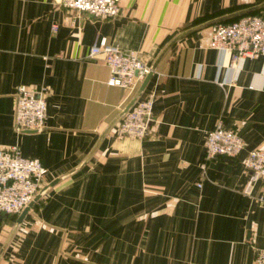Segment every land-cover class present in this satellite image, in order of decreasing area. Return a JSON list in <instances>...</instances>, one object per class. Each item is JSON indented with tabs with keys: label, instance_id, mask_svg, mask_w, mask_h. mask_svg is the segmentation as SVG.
<instances>
[{
	"label": "crops",
	"instance_id": "0c3cea01",
	"mask_svg": "<svg viewBox=\"0 0 264 264\" xmlns=\"http://www.w3.org/2000/svg\"><path fill=\"white\" fill-rule=\"evenodd\" d=\"M261 1L121 0L118 15L100 18L56 0H0V147L38 157L43 183L69 170L133 94L106 82L93 42L104 37L151 65L185 28ZM247 13L264 17V6L216 23ZM208 33L181 36L156 64L144 89L154 91L147 135L119 138L112 127L33 204L0 264H253L264 248V182L242 158L264 149V55L230 66ZM18 84L48 88L42 130H15ZM218 119L245 147L203 169ZM16 215L0 212V247Z\"/></svg>",
	"mask_w": 264,
	"mask_h": 264
},
{
	"label": "built area",
	"instance_id": "2783aa9c",
	"mask_svg": "<svg viewBox=\"0 0 264 264\" xmlns=\"http://www.w3.org/2000/svg\"><path fill=\"white\" fill-rule=\"evenodd\" d=\"M58 4L77 11L88 12L100 18L114 17L121 10V0H56ZM58 23H52L56 31ZM208 45L222 56L231 55L230 66L248 56L264 55V17L247 13L228 21L208 26ZM102 56L109 69L106 82L118 85L133 93L149 70L136 50L121 48L98 38L89 48V55ZM48 88L42 84H18L15 89L14 128L42 130L46 125V94ZM153 90H144L126 113L114 124L113 132L119 137L144 138L152 119ZM245 147V141L231 127H225L220 119L204 139L206 162L218 155L236 156ZM247 171L259 176L264 182V149L249 148L242 158ZM46 168L38 157L20 153L17 144L0 147V212L18 213L42 185ZM253 264H264V248H256Z\"/></svg>",
	"mask_w": 264,
	"mask_h": 264
},
{
	"label": "water",
	"instance_id": "95a60500",
	"mask_svg": "<svg viewBox=\"0 0 264 264\" xmlns=\"http://www.w3.org/2000/svg\"><path fill=\"white\" fill-rule=\"evenodd\" d=\"M264 6V0L256 3V4H252L237 10H234L232 12L214 17V18H210L208 20L202 21L200 23H197L193 26H190L188 28H185L184 30L180 31L178 34H176L169 42L168 44H166V46L161 50V52L158 54V56L156 57V59L154 60V62L150 65L149 70L146 72V74L143 76V78L141 79V81L139 82L137 88L135 89V91L133 92V94L130 96V98L127 100V102L124 104V106L119 110V112L109 120V122L106 124V126L104 127V129L98 134V138L96 140V142L93 144L92 148L90 149V151L88 152V154L83 158V160L81 162H79L76 166L70 168L69 170L56 175L55 177L51 178L48 181H45L39 188L38 190L33 194V196L31 197V199L22 207V209L17 213L16 218L14 220V224L11 228V230L9 231L5 241L3 242L2 246L0 247V257L2 256V253L5 249V247L7 246V244L9 243V241L11 240L12 236L14 235L15 231L17 230L18 226L20 225V223L22 222L23 218L25 217V215L29 212H32V206L33 204L38 201L47 191L50 187H52L55 183H57L59 180H61L62 178H64L65 176L71 174L72 172H74L75 170H77L80 166H82L87 160L88 158L93 154V152L95 151V149L98 147L99 143L101 142L102 138L104 137V135L114 126V124L126 113V111L132 106V104L135 102V100L141 95V93L144 91L155 67L156 64L158 63V61L160 60V58L162 57L163 53L166 51V49L172 45L178 38H180L183 35L188 34L191 31H194L196 29H200L203 27H207L211 24H214L218 21L227 19V18H231L234 17L236 15L242 14V13H246V12H250V11H254L257 10L261 7ZM22 131H26V132H33V131H37L35 129H24Z\"/></svg>",
	"mask_w": 264,
	"mask_h": 264
}]
</instances>
